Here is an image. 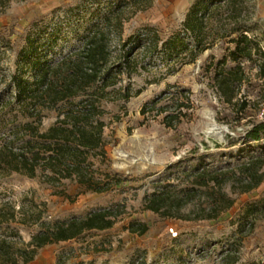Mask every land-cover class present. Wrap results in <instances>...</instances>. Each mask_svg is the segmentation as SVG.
Masks as SVG:
<instances>
[{
	"label": "rangeland",
	"instance_id": "1",
	"mask_svg": "<svg viewBox=\"0 0 264 264\" xmlns=\"http://www.w3.org/2000/svg\"><path fill=\"white\" fill-rule=\"evenodd\" d=\"M3 2L0 146L26 140L22 131L15 133V125L28 120L34 124L36 118L20 117V109L8 103L10 76L30 78L28 58L54 64L99 31L104 34L106 69L115 80L102 98L96 95L104 122V155L95 150L88 159L91 166L83 169L104 192L95 193L74 179L47 183L39 172L30 179L0 170V204L7 202L16 212L38 215L50 224L104 208L114 216L108 229L40 248L29 264H264V177L257 187L242 192L244 177L236 172L250 156L264 160V137L258 142L245 137L264 104V81L258 76L261 57L254 51L250 59L237 51L229 55L242 31L264 52L255 3L237 0L238 13L226 10V0H205L199 9L202 24L193 36L183 27L192 2L182 7L167 0ZM244 43L239 42V48ZM123 59H129L130 69L120 74L117 64ZM226 73H232L230 79L241 76V82L217 84ZM79 101L42 110L37 129L45 131L57 114ZM203 169L227 172L221 192L232 204L216 218L201 217L219 206L217 188L211 190V185L176 217L145 209L155 190L171 195L190 187ZM11 226L24 242L37 231L36 226ZM141 226L146 229L139 234Z\"/></svg>",
	"mask_w": 264,
	"mask_h": 264
},
{
	"label": "trees",
	"instance_id": "2",
	"mask_svg": "<svg viewBox=\"0 0 264 264\" xmlns=\"http://www.w3.org/2000/svg\"><path fill=\"white\" fill-rule=\"evenodd\" d=\"M9 1L0 0V3L7 5ZM249 1L254 2V0ZM204 2L205 0H194L185 14L183 27L193 36L202 24L203 18H199V9ZM237 4V0H226L225 8L229 12L239 13ZM218 8L220 7L215 9ZM232 33H237V30ZM243 33L244 31L240 32L239 39L234 40L235 50L229 55L233 56L237 51L240 57L250 59L252 51L258 53L261 57L258 76L264 81V52L253 44V39L247 38ZM103 37L102 32H93L78 51L54 64L42 62L36 57L28 58L30 78L15 73L10 76L12 94L8 103L20 109L18 114L22 118L29 119L35 115L34 124L36 125L29 120L15 125V133L22 131L28 137L26 140H21L19 144L10 140L0 146L1 171L16 173L30 179L36 177L39 172L47 183L74 179L76 183L85 185L87 189L95 193L106 190L100 186L98 180L94 181L92 176H87L86 171H83L85 167L91 166L88 159L96 155L95 150L99 151V155H104L101 138L104 122L100 119V98H96V95L102 98L105 89L112 87L115 83L106 69V46ZM239 42H245L243 47L239 48ZM194 50L198 52V48ZM235 59L234 57L233 60ZM117 69V73L120 74L128 72L129 59L118 61ZM100 72L105 74L98 78ZM231 75L232 73L219 75L217 84L227 87L232 83L231 81L241 82V76L230 79ZM97 91L99 94H96ZM221 96L224 97L225 93L222 92ZM75 98L80 99L75 108L57 114L55 122L45 131L40 132L37 129L41 121L39 114L42 110L56 109L57 104ZM229 100L230 97L225 98V102ZM245 137L253 142L260 141L264 137V122L257 121L253 124L246 130ZM263 166V156H250L246 162L237 166L236 172H239L245 181L242 192L258 186L264 177ZM226 173L203 169L189 182L190 187L175 189L170 192L171 195H167L163 189L155 190L146 201L145 209L163 216L176 217L179 209L193 200L194 195L204 194L205 190L201 189H207L211 185V190L217 188L219 206L213 214L201 217L214 219L219 212L232 204L231 200L221 192V185L227 182ZM230 174L234 175V171ZM252 208L257 209L255 206ZM261 208H264V200ZM211 211L212 209L208 213ZM20 213L7 202L0 204V226L5 227L3 234H0V264H29L40 248L73 240L86 231L108 229L113 224L114 217L110 209L104 208L89 212L81 218H71L50 224L41 221L38 215ZM12 224L36 226L37 231L30 235L27 242H24L18 229L12 227ZM145 229V226H141L138 233H144Z\"/></svg>",
	"mask_w": 264,
	"mask_h": 264
},
{
	"label": "crops",
	"instance_id": "3",
	"mask_svg": "<svg viewBox=\"0 0 264 264\" xmlns=\"http://www.w3.org/2000/svg\"><path fill=\"white\" fill-rule=\"evenodd\" d=\"M167 1L177 2V5L179 7H182L184 5L186 6L189 5L193 0H167ZM254 3H255V18L260 23L264 36V0H254ZM187 10L185 12H187Z\"/></svg>",
	"mask_w": 264,
	"mask_h": 264
},
{
	"label": "built area",
	"instance_id": "4",
	"mask_svg": "<svg viewBox=\"0 0 264 264\" xmlns=\"http://www.w3.org/2000/svg\"><path fill=\"white\" fill-rule=\"evenodd\" d=\"M256 119L258 122H264V104L262 105L260 110L257 112ZM170 232H171V230H170ZM173 235H175V234H173Z\"/></svg>",
	"mask_w": 264,
	"mask_h": 264
}]
</instances>
